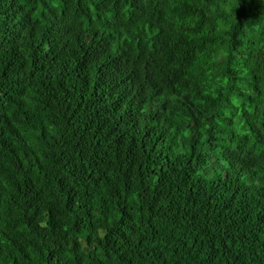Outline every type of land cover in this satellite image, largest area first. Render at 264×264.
Masks as SVG:
<instances>
[{
    "label": "trees",
    "instance_id": "1",
    "mask_svg": "<svg viewBox=\"0 0 264 264\" xmlns=\"http://www.w3.org/2000/svg\"><path fill=\"white\" fill-rule=\"evenodd\" d=\"M0 264H264V0H0Z\"/></svg>",
    "mask_w": 264,
    "mask_h": 264
}]
</instances>
